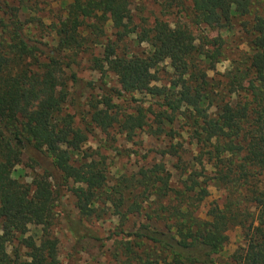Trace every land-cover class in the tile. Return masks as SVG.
<instances>
[{
    "label": "trees",
    "instance_id": "16d2710c",
    "mask_svg": "<svg viewBox=\"0 0 264 264\" xmlns=\"http://www.w3.org/2000/svg\"><path fill=\"white\" fill-rule=\"evenodd\" d=\"M157 1L164 13L177 6L212 29L241 24L248 49L220 73L222 36L200 40L188 24L159 17L137 24L133 0H62L49 21L23 20L34 8L25 0H0V264H59L51 227L65 187L80 217H66L77 236L84 220L117 219L107 237L116 264H264V0ZM132 39L149 51L130 50ZM81 53L91 54L93 69L117 76L118 96L156 98L129 112L103 95L89 103L91 122L104 132L118 126L129 140L141 131L164 136L170 143L160 154L176 158V171L160 160L113 180L106 158L83 150L88 129L64 110L69 80L82 82L66 69ZM163 64L176 77L170 85L158 84ZM184 133L190 157L178 139ZM34 151L50 163L25 182L22 158L35 160ZM212 186L223 193L203 215ZM30 226L41 228L38 238L27 235ZM234 227L242 243L225 258ZM86 237L102 239L80 234L78 242Z\"/></svg>",
    "mask_w": 264,
    "mask_h": 264
},
{
    "label": "rangeland",
    "instance_id": "374dc122",
    "mask_svg": "<svg viewBox=\"0 0 264 264\" xmlns=\"http://www.w3.org/2000/svg\"><path fill=\"white\" fill-rule=\"evenodd\" d=\"M3 3L8 2L10 4H19V0H1ZM186 4L190 3V0H184ZM261 0H257L256 4H260ZM26 3L32 5V10L29 12H22L21 17L23 20L31 19L34 16H41L46 21H49L53 15L58 11L62 5V0H25ZM262 3V2H261ZM135 22L137 24L143 23L146 19L148 25L152 24L156 18L166 19L171 23L178 21L186 23L190 26L193 33L198 39L203 37H217L222 36L225 41L226 56L219 62L217 71L224 73L230 64V60L238 55L239 52H245L248 49L246 31L243 30L241 24L236 25L230 30H218L212 29L204 24H198L188 19V16L179 7H172L167 10V13L163 11V3L157 0H133L131 6ZM35 10V11H34ZM50 23V22H47ZM109 32H112L110 30ZM47 39V38H46ZM44 39L43 41H48ZM133 40V39H132ZM46 49L51 48L52 42H47ZM129 49L136 52H148L149 46L146 43L137 44L134 40L131 41ZM102 52V47H98L95 50L96 54ZM90 53H81L76 57V62L72 64L71 69H66V75L70 76L71 71H74L77 76L82 80L77 86L74 85L72 80H69V93L67 101L64 105V110L75 116L77 123L84 129H88V140L83 146V150L89 154L93 151H98L95 155L96 158L101 159L105 157L109 165V170L112 179H116L122 173H131L137 171L142 166H151L154 162L164 160L167 166L176 171L173 164L176 162V158L170 155L162 157L160 151L165 149L166 145L170 143L167 138L156 137L147 131H141L134 138V140L127 139L126 135L120 131L118 126L110 128L107 132L102 131L94 123L91 122L90 101L101 98L103 95H110L113 97L114 103L119 104L126 111H132L133 107L137 103L149 105L151 102H155L156 98H152L145 93H137L134 95L138 100L137 102L131 101V95L127 94L126 97L118 96L115 90H121V86L118 82L117 76L112 72H107L104 75L98 70L93 69L90 59ZM161 71L159 73L160 80L158 84H167L176 81V77L170 66L161 65ZM215 75L214 72H210ZM179 124L176 125V128ZM184 142L186 148L187 157L195 154L190 139L184 133L183 138H178ZM177 141V140H175ZM83 155V154H82ZM33 156L35 160H31L29 154L23 155L22 168L24 169L21 179L25 182H30L35 172H41L40 167L48 166L50 163L49 158L39 151H34ZM78 157H80L78 155ZM177 178L178 176L175 175ZM211 196L206 200L202 207L203 215L209 205L221 196L223 193L212 186ZM57 216L54 220V224L51 227V232L59 239V264H116L113 258L114 252V239H107V237L114 231L117 225V219L108 215L100 220H84L83 225L78 228L79 235L91 234L95 237L102 238L97 242L86 237L85 240L78 242V236L75 233L74 225L68 223L67 216L77 221L79 220L78 210L74 204L73 193L65 187L62 199L58 202L56 207ZM229 235V242L227 243L223 257H227L233 254L239 245L242 243L241 228L234 227L227 231ZM41 234V228L30 226V230L27 235H33L38 238ZM18 242L15 241L9 246V250L12 252L17 246ZM20 254H26V248H19Z\"/></svg>",
    "mask_w": 264,
    "mask_h": 264
}]
</instances>
